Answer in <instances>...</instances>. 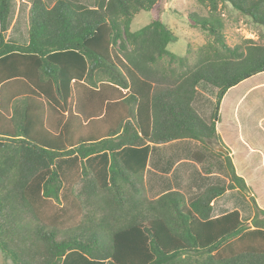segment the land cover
<instances>
[{
	"label": "trees",
	"instance_id": "trees-1",
	"mask_svg": "<svg viewBox=\"0 0 264 264\" xmlns=\"http://www.w3.org/2000/svg\"><path fill=\"white\" fill-rule=\"evenodd\" d=\"M161 1L31 0L17 42L0 0V251L13 264H264V221L212 216L247 186L228 153L229 181L188 204L175 189L149 198L143 178L150 143L217 139L224 94L264 71V34L229 44L220 11L264 27V0H194L206 13L186 18L206 40L192 59L168 50ZM140 11L150 20L133 30ZM200 81L216 88L208 121L192 106Z\"/></svg>",
	"mask_w": 264,
	"mask_h": 264
},
{
	"label": "rangeland",
	"instance_id": "rangeland-1",
	"mask_svg": "<svg viewBox=\"0 0 264 264\" xmlns=\"http://www.w3.org/2000/svg\"><path fill=\"white\" fill-rule=\"evenodd\" d=\"M48 5H52L55 0H45ZM75 2L93 5L94 0H72ZM31 0H11V9L8 17V26L5 32V39L17 42L27 41L29 27V8ZM162 20L171 28L177 37L167 48L176 55H187V46L195 49L205 42V34L197 27L189 24L186 13L196 12L205 14L206 9L194 0H162L160 5ZM221 16L224 22L223 31L229 44L240 43L245 38L261 42V35L264 34V27L252 21L232 7L228 2L220 3ZM150 20L148 11L138 12L132 22L131 28L137 30L146 25ZM119 29H122L119 27ZM122 37V32L120 30ZM120 39H117V45ZM190 59L193 53L187 55ZM196 95L192 101V106L200 116L208 121L213 108L216 88L204 81L198 82ZM220 121L216 124L218 133L217 139L192 140L184 139L175 146L181 147V165L192 171L195 176V186L184 188L185 202L188 204L197 196L204 187L210 184H224L229 181V176L225 167V154L215 151L212 147L214 143H220L226 150L233 163L235 172L245 179V189L235 186L231 190L225 191L214 200L212 216L217 212H227L232 209L239 211L244 227H254V221H264V213L258 211L254 204L264 210V71L245 79L235 86L229 88L222 98L220 104ZM167 144L153 145L151 149V159L160 151L166 152L169 161L163 166L171 165L175 153L173 145ZM200 153L202 159L196 162L191 158V153ZM226 153V154H227ZM169 171V168L166 170ZM165 171V172H166ZM208 172L207 176H200L202 172ZM185 175L186 172H180ZM147 183L149 177L147 175ZM171 181L166 182V186H172ZM160 186V185H158ZM161 188H164L160 186ZM159 187L148 189L145 193L148 197L153 196ZM252 195V197H251ZM264 225L263 223H260ZM0 264H13L0 251Z\"/></svg>",
	"mask_w": 264,
	"mask_h": 264
},
{
	"label": "crops",
	"instance_id": "crops-1",
	"mask_svg": "<svg viewBox=\"0 0 264 264\" xmlns=\"http://www.w3.org/2000/svg\"><path fill=\"white\" fill-rule=\"evenodd\" d=\"M83 92L87 96L90 94L88 89H83ZM184 139L187 140L190 138H181V139H175V140L170 141L171 144H169V146L173 145V153H175V155H174V159H173V162L171 163V165L168 164L167 166H163L164 162L169 161V156L166 155V152L164 153L163 151H160L153 159H151V149H152V146L156 145V144L150 143L147 165H146V168H145L144 174H143L144 185H145L146 193H147L148 189H150V188L155 189L156 187H159V190L157 192H155L154 194H152L153 196H150L149 198H155V197L159 196L160 194H162L163 192H165L167 190H171V189L179 190L184 195V191H185L184 188L185 187L195 186L194 180H195V176H197V175L193 174V172L189 171V170L187 172V170L181 165L183 159H181V157H180V152H181L182 148L175 146L177 144H180V142H182V140H184ZM192 140H194V139H192ZM167 143H169V142L160 143L159 145L163 146L162 144H167ZM191 154H193V152ZM190 156H191V158H193L192 155H190ZM196 162H199V161L196 160ZM168 168H169V171H166ZM181 171H182V173L186 172V174L181 175L180 174ZM207 174H208V172L205 171V173L202 172L200 176L205 177V176H207ZM147 175L149 177V183H147ZM168 180L171 181L172 186H166V182ZM244 181H245V179H244ZM158 185H160L164 188H161ZM247 186L249 187V185H247ZM212 209H213V205H212ZM223 213H225V212H221V210H220L219 212H217L216 216L223 214Z\"/></svg>",
	"mask_w": 264,
	"mask_h": 264
},
{
	"label": "water",
	"instance_id": "water-1",
	"mask_svg": "<svg viewBox=\"0 0 264 264\" xmlns=\"http://www.w3.org/2000/svg\"><path fill=\"white\" fill-rule=\"evenodd\" d=\"M212 147L215 151L221 152L223 154L227 153V150L220 143H214L212 144Z\"/></svg>",
	"mask_w": 264,
	"mask_h": 264
}]
</instances>
